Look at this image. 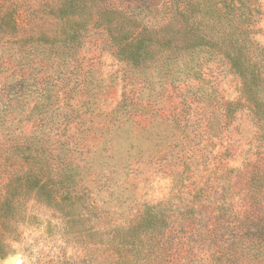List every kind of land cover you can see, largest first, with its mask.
I'll return each instance as SVG.
<instances>
[{
    "label": "rangeland",
    "instance_id": "1",
    "mask_svg": "<svg viewBox=\"0 0 264 264\" xmlns=\"http://www.w3.org/2000/svg\"><path fill=\"white\" fill-rule=\"evenodd\" d=\"M111 1L141 13L146 26L170 18L164 32L176 29L170 0ZM185 1L195 27L222 44L231 38L246 42L250 54L260 53L264 67V0H236L234 10L221 0ZM56 5L58 0H0V14H13L17 37H51L62 26L49 13ZM234 31L238 34L231 37ZM107 35L90 27L68 46L0 39V124L15 128V134L39 123L57 125L43 139L67 144L63 165L91 196L85 216L66 218L32 194L21 195L13 215L0 223V264H135L130 245L115 235L126 232L148 202L172 204L176 217L188 205L189 187L201 185L207 187V209L201 218L191 216L184 234L189 226L199 229L189 247L212 251L214 233L235 230L252 173L264 170V137L244 105L240 77L219 50L156 46L152 59L133 65L117 56ZM259 95L264 100V83ZM225 101L243 103L229 121L223 116ZM9 141L0 135V145ZM16 167L0 147V202ZM219 206L222 215L215 211ZM181 218L172 221L175 226ZM243 248L238 264H264V246ZM222 250L228 257L227 247ZM204 252L194 264H208Z\"/></svg>",
    "mask_w": 264,
    "mask_h": 264
},
{
    "label": "trees",
    "instance_id": "2",
    "mask_svg": "<svg viewBox=\"0 0 264 264\" xmlns=\"http://www.w3.org/2000/svg\"><path fill=\"white\" fill-rule=\"evenodd\" d=\"M170 1L171 18L176 24L172 35L166 34L163 28L170 18L164 19L165 23L150 27L142 23L141 13L114 5L111 0H58V5L49 11L54 19L62 21L57 35L17 37V23L13 14L9 12L0 14V39L9 43H59L68 46L77 43L88 28L96 27L106 30L107 36L116 46L117 56L133 65L144 64L152 59L155 56L153 49L156 46L162 49L180 50H192L203 46L214 47L223 54L231 69L240 77L244 105L250 112L256 131H260L261 136L264 137V100L259 95V89L264 83V67L261 57L258 56L260 53L257 51V54L255 52L250 54L246 42H241L239 38H231L238 34L236 31L232 32L231 39L225 44L209 38L191 22L187 11L190 3L185 0ZM135 2L139 5L141 0ZM220 2L224 8L235 9L236 0ZM196 6L197 4L191 6L190 11L196 13L198 11ZM223 107V116L229 121L242 109L243 103L225 101ZM1 113L0 110V117ZM38 115L41 121L44 120L41 116L45 115L41 111ZM53 128L56 130L58 126L46 127L39 123L35 124L28 133L23 128L15 134L17 133L15 128L0 124V135H6L10 139L8 143L0 145L3 156L6 161L13 160L18 166L10 175L0 202L1 226H4L9 216L13 215L15 202H18L23 194H32L39 202L58 210L66 218L83 217L88 212L85 200L91 198L90 193L83 184H80L72 171L63 165L64 157L61 151H68L67 144L57 139H43ZM187 163V160H183L184 165ZM185 170L182 169L180 178ZM258 182L261 184L256 186ZM249 185L250 188L245 193L247 200L242 203L238 212L239 219L235 230L225 235L219 232V236L214 233L216 249L212 251L198 246L195 249L193 246L189 247V242L195 238V235L201 234L199 229L193 231L189 226L188 235L184 234V227L190 224L191 216L201 218L202 211L207 209V205L203 203L208 199L207 187L204 185L189 187L188 205L182 211H177L176 217L182 218L177 221L176 226L174 225L176 222H172L176 218L172 215L174 212L171 209L172 204L166 203V206L161 207L157 202H148L138 211L137 220L126 228L127 231L118 232L115 238H121L123 235L122 241L130 245V260L135 264H194L196 260L202 261L204 250L207 252L208 264L242 263L244 245H252L256 250L264 246V205L261 206L258 199L264 195V170L258 168L252 173ZM223 210V206L215 209L220 215ZM211 216L219 218L217 214ZM200 227L206 231V222L200 224ZM181 241L186 245H183L184 243L179 245ZM223 246L230 251L226 258L222 250ZM238 246L241 247L240 254H236ZM253 253L255 254L256 251Z\"/></svg>",
    "mask_w": 264,
    "mask_h": 264
}]
</instances>
